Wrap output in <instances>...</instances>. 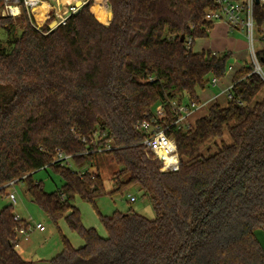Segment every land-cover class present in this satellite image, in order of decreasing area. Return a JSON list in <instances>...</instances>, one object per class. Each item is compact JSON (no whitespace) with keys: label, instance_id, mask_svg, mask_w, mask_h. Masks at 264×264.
I'll list each match as a JSON object with an SVG mask.
<instances>
[{"label":"trees","instance_id":"16d2710c","mask_svg":"<svg viewBox=\"0 0 264 264\" xmlns=\"http://www.w3.org/2000/svg\"><path fill=\"white\" fill-rule=\"evenodd\" d=\"M85 1L55 29V17L38 27L24 7L12 18L0 5V264H36L16 248V229L28 223L1 205L17 183L53 223L65 219L84 240L74 248L64 238L50 264H264L256 236L264 231V100L255 101L264 79L253 65L234 76L233 99L213 103L191 129L173 126L170 114L164 126L177 145V171H161L137 128L159 105L170 113L172 100L202 106L198 90L230 70L232 53L193 51L214 28L205 15L215 0H106L111 23L102 0ZM254 19L261 29L264 7L255 6ZM258 55L264 71V51ZM211 144L216 151L204 156ZM108 145L102 153L120 168L112 193L139 189L156 217L100 214L102 237L84 227L74 200L96 205L108 195L102 176L87 169ZM59 153L78 169L61 166ZM47 168L64 180L53 193L33 177Z\"/></svg>","mask_w":264,"mask_h":264},{"label":"rangeland","instance_id":"374dc122","mask_svg":"<svg viewBox=\"0 0 264 264\" xmlns=\"http://www.w3.org/2000/svg\"><path fill=\"white\" fill-rule=\"evenodd\" d=\"M45 1V0H43ZM51 3H57V0H48ZM67 0H59L60 7H65L68 10L71 4H66ZM242 2L244 0H241ZM68 2V1H67ZM104 10L106 12V22H108L109 13L111 8L106 3V0H102ZM1 7L4 9L3 0L0 2ZM2 9V10H3ZM38 22V21H37ZM47 22V21H46ZM45 22V23H46ZM45 23H38L39 26ZM221 23H216L214 28L210 31L209 36L204 39H198L195 41L193 51H210L217 55L224 53H232V58L229 61V66L233 67V70L227 71L225 78L220 80L218 87L211 86L205 90H198L197 95L199 101L203 104L196 111V115L192 121V124L201 117H204L208 113V106L210 100L231 87L233 84V78L236 73L246 64L250 63L251 51L249 40L245 32L235 31L230 32L229 28ZM222 26V27H219ZM4 43L7 42V36L5 33L0 32ZM254 48L258 52L262 50L263 44L257 27L254 28ZM229 87V88H228ZM221 93V94H222ZM264 98V88L259 93L257 99ZM188 100L184 97V102ZM227 94L219 100L222 106H226ZM223 140L229 143L230 136L225 131ZM211 150V154L216 151L215 145L211 144L209 147L202 151L204 156H208V152ZM76 165L73 163V169H76ZM78 169V168H77ZM87 169L91 172L98 173L102 176L106 191L108 195L99 199L96 205H93L87 201H84L79 196H76L74 204L80 211L81 222L86 228H95L96 231L102 237L107 236V231L101 221V215H112L115 212L127 213L134 211L148 219H155L156 212L153 208V204L149 197L143 196V193L137 188H131L130 190L121 193H112L115 190V181L113 179L114 173L120 170V168L112 161L111 156L100 153L93 162V165H89ZM34 180L42 182L46 192L53 193L58 191L64 184V180L58 174H56L52 168L42 169L34 174ZM8 194L14 193L17 198V204L13 203L9 199V195L1 202V205H12L15 215H19L21 218L30 222L31 229L29 230V240L26 241L24 237L20 238V247L17 248L18 253L26 261H32L39 264H50V261L62 250L63 240L66 238L71 245L79 247L84 244V240L77 232H74L65 219L60 220L57 224L53 223L49 217L33 203L26 193V186L23 183L13 184L8 189ZM129 195L135 196L137 201L130 202ZM37 224H42L45 227L44 232H40L36 229ZM256 236L264 248V231H257Z\"/></svg>","mask_w":264,"mask_h":264},{"label":"built area","instance_id":"2783aa9c","mask_svg":"<svg viewBox=\"0 0 264 264\" xmlns=\"http://www.w3.org/2000/svg\"><path fill=\"white\" fill-rule=\"evenodd\" d=\"M43 0H3L4 9L2 10L3 17L17 18L21 16L23 7L26 9L29 17H33L36 21L34 8L39 6ZM217 5L216 10H208L205 15V20L208 23L216 24L218 22H224L228 25L230 32L241 31L245 32L247 39L250 44L251 60L249 61L253 67L254 72L259 74L264 79V71L259 58V52L264 51V26L259 30L261 42L263 48L260 51H256L254 48V28L257 27L254 19V8L256 5L264 7V0H215ZM79 7L76 5L69 6L68 10L64 12H58L54 8L52 9V15L49 19L55 17L59 25H65L68 18L76 14ZM46 20V21H47ZM37 23V22H36ZM38 25V24H37ZM38 27H41L38 25ZM193 40L190 39L187 43V47L192 46ZM217 55V54H215ZM232 70V67L230 68ZM218 81L213 80V86H217ZM233 86L227 89L224 94H227V100H232L233 96L230 91ZM169 111L166 106L159 105L156 110L143 122L138 125V129L144 133L145 138L143 140V146L146 151L153 155V157L162 163V172H175L179 169L180 159L178 156L177 145L173 138L168 137L167 129L164 126L168 121L170 114L175 116V121L172 123L173 126L189 130L194 124H192L193 116L199 107L192 102H184V99H175L168 103ZM85 141V140H83ZM112 149L111 145L106 148L98 150V153L106 152ZM57 160L61 161V166H67L73 168L72 156L64 155L59 153ZM9 199L13 205L17 204V198L14 193H10ZM131 203L137 201L135 196L129 195ZM15 222L22 223L24 220L19 216L15 215ZM31 225L28 224L27 228L20 227L16 229L17 244L16 248L20 247V238L24 237L27 241L29 239V230ZM36 229L43 232L45 227L42 224H37Z\"/></svg>","mask_w":264,"mask_h":264},{"label":"crops","instance_id":"0c3cea01","mask_svg":"<svg viewBox=\"0 0 264 264\" xmlns=\"http://www.w3.org/2000/svg\"><path fill=\"white\" fill-rule=\"evenodd\" d=\"M68 1V2H67ZM66 1V4H71V5H78V3L79 2H82L83 4H85L86 3V1L85 0H67ZM59 2V0H57V3L55 2V4H53V3H51L50 1H48V0H45L44 1V3H47V4H49V6L51 7V12H50V15H52V9L54 8L56 11H58V12H64L65 10H66V8L65 7H63V8H61L60 7V4L58 3ZM43 3V2H42ZM41 6V5H40ZM94 6V0H93V5H92V7ZM92 9V8H91ZM49 15V16H50ZM49 16L46 18V20L49 18ZM36 18V17H35ZM46 20H44V22L43 23H45L46 22ZM36 22H37V20H36ZM39 22H37V24H38ZM218 23H221L220 25H224V26H227V28H228V25L226 24V23H224V22H218ZM39 25V24H38ZM40 26H42V25H40ZM214 26H215V24H214ZM219 27H222V26H219ZM201 52H203V51H201ZM201 52H196V53H201ZM232 70H233V67H232ZM218 85H219V83L217 84V86L216 87H218ZM232 86V85H231ZM229 88V87H228ZM224 91V90H223ZM222 91V92H223ZM221 92V93H222ZM218 94L217 96H215V97H213L211 100H210V102H209V106H208V108L213 104V103H215V102H218L219 103V100L221 99V98H223V96L225 95L224 93H222V94ZM258 97V96H257ZM257 97H256V99H255V101H263L264 100V98H262V99H257ZM220 104V103H219ZM203 105V104H202ZM227 105V104H226ZM195 115H196V113H195ZM195 115L193 116V119H194V117H195ZM196 122V121H195ZM195 124V123H194ZM23 219V218H22ZM24 221H26L28 224H30V222L29 221H27L26 219H23ZM41 232V231H40ZM44 232V231H43ZM29 240V239H28ZM27 240V241H28ZM84 245V244H83ZM83 245H81V246H79V247H75V246H73L74 248H80V247H82ZM60 253V252H59ZM58 253V254H59ZM32 262V261H31ZM36 264H39V263H36Z\"/></svg>","mask_w":264,"mask_h":264},{"label":"bare ground","instance_id":"6f19581e","mask_svg":"<svg viewBox=\"0 0 264 264\" xmlns=\"http://www.w3.org/2000/svg\"><path fill=\"white\" fill-rule=\"evenodd\" d=\"M40 5L35 7L33 12L35 14L36 20L41 24L50 15L51 7L49 6V4L44 2Z\"/></svg>","mask_w":264,"mask_h":264},{"label":"water","instance_id":"95a60500","mask_svg":"<svg viewBox=\"0 0 264 264\" xmlns=\"http://www.w3.org/2000/svg\"><path fill=\"white\" fill-rule=\"evenodd\" d=\"M83 5H84V4H83L82 2H79L78 5H77V7L81 8ZM109 18H110V23H111V21H112V19H113V13H112V11H111L110 14H109ZM110 23H109V24H110ZM109 24H107V26H108ZM57 26H58V22H57V21H54V22L50 25V28H51V29H55ZM181 40H182V42H183V41H184V38L182 37Z\"/></svg>","mask_w":264,"mask_h":264}]
</instances>
